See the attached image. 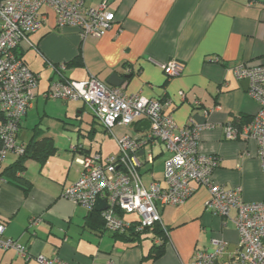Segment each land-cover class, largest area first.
<instances>
[{
	"label": "crops",
	"instance_id": "crops-1",
	"mask_svg": "<svg viewBox=\"0 0 264 264\" xmlns=\"http://www.w3.org/2000/svg\"><path fill=\"white\" fill-rule=\"evenodd\" d=\"M80 1L84 7L100 2ZM107 8L114 14L111 27L100 37L81 39L75 28H57L54 11L44 6L41 28L16 48L24 63L40 76L17 140L26 144L37 126L43 136L51 138L56 151L43 163L27 159L24 170L18 173L22 181L16 182H8L4 169L17 155H5L0 169L3 237L26 246L29 258L0 248V264H41L38 255L70 264H188L196 250H212L213 237L222 238L228 251L237 246L233 222L205 210L209 194L204 186H197L180 206L159 207L160 226L167 229V238L165 251L156 260L150 258L149 249L159 238L151 230L137 238L132 230H107L101 219L91 214L98 211L63 197V189L80 171L68 150L70 144H81L90 154L118 155L119 136L146 130H137L143 127L144 119L106 130L93 116L84 118L83 112L89 108L83 102L45 99L42 93L49 83L62 77L81 81L93 76L108 84L109 76L115 74L123 80L119 87L125 94L162 100L164 113L177 127L189 123L201 126L198 149L219 159L212 173L217 184L241 187L245 201L264 200V177L255 141L226 140L223 136L227 122L252 116L258 110L233 67L239 62H264V0H110ZM74 59L64 70L58 68ZM173 60L181 63L183 70L179 76L167 78L159 64ZM42 75L47 84L41 86ZM40 99L39 118L52 115L69 130V136L56 139L49 134V125L44 127L39 120L29 128L26 140L21 137L27 122L24 119L30 110H37ZM98 130H102L101 137ZM144 149V156L151 154L152 162L142 157L145 162L139 173L143 185L153 180L162 183L169 152L159 141ZM119 215L129 222L138 218L135 214ZM234 215L232 210L230 216ZM31 217H38V223L30 225Z\"/></svg>",
	"mask_w": 264,
	"mask_h": 264
},
{
	"label": "built area",
	"instance_id": "built-area-1",
	"mask_svg": "<svg viewBox=\"0 0 264 264\" xmlns=\"http://www.w3.org/2000/svg\"><path fill=\"white\" fill-rule=\"evenodd\" d=\"M110 0H100L95 7H84L80 0H4L0 3V165L6 153L21 154L24 145L17 142L19 122L36 95L38 74L18 59L14 50L27 35L41 28L42 7L55 13L57 28L72 27L81 39L100 37L107 31L114 14L108 10ZM264 56V52H263ZM167 78L179 76L183 65L177 61L159 64ZM61 70L65 64L58 65ZM233 72L238 80H247V93L258 104V110L240 128L230 123L223 126L226 140H253L264 177V62H239ZM183 96V93L180 92ZM45 99L63 101L82 100L94 119L106 130L114 126H129L144 119L149 128L144 133H125L117 138L119 154L103 156L98 152L83 154L78 144L69 151L80 166L78 178L63 191V197L89 210H94L98 199L106 208L98 211L105 228L113 232L133 230L141 232L160 221L159 207L180 206L204 186L209 194L205 210L213 216L230 219L238 240L234 251L220 237L211 238L212 250H196L188 264H264V200L245 201L239 186L225 188L213 181L216 157L198 149L201 126L189 123L177 127L170 115L164 113L160 99L138 94H125L96 77L81 81L60 78L51 81L42 93ZM159 141L169 152L163 165V180L144 186L139 169L152 162L151 154L144 156L145 146ZM140 151H143L140 155ZM234 210L235 215L230 216ZM119 213L135 214L134 222L123 220ZM38 217H31L30 225ZM0 221V248L12 249L16 255L29 258L26 246L3 237ZM41 264H70L58 259L36 257Z\"/></svg>",
	"mask_w": 264,
	"mask_h": 264
},
{
	"label": "trees",
	"instance_id": "trees-1",
	"mask_svg": "<svg viewBox=\"0 0 264 264\" xmlns=\"http://www.w3.org/2000/svg\"><path fill=\"white\" fill-rule=\"evenodd\" d=\"M3 1L4 0H0V3L3 2ZM19 44L17 45V47L19 46ZM16 48L14 50L15 56L24 63V61L21 59V57H19V55L16 53ZM74 62H75V59L73 61H69V62L65 63V66L68 67ZM79 62H81V61L79 60ZM63 79H66V78H63ZM68 80H70V79H68ZM79 101L83 102L82 100H79ZM28 109H27V111H28ZM250 119H251V116H249V117H245L244 116V117H241L240 119L239 118H235L232 121L227 122V123H230L235 128H240L242 125L246 124ZM21 121L19 122V131H20V128H21ZM42 132H43L42 130H40L37 126H35L34 129H33L32 137L30 138V140L26 144L22 143L24 145L23 153L18 154V155L16 154L17 155V159L12 164H10L9 166H7L4 169V174L6 175V177L8 179V182H14V181L16 182V181L22 179V177H20L18 173H21L24 170V163L26 162L27 159L31 158V159H35V160L40 161L41 163H43L47 157H49L50 155L55 153L56 148L54 147L51 138L47 137V136H43ZM18 134H19V132H18ZM18 134H17V137H18ZM223 136H224V131H223ZM238 140H243V139H238ZM17 142H18V140H17ZM18 143H21V142H18ZM70 145L68 146V150H69ZM78 145L80 146V152L81 153L90 154V153L86 152V149L81 144H78ZM211 156L217 158V156H214V155H211ZM218 160L219 159L217 158V161ZM3 161H2V163H3ZM2 163H1V165H2ZM1 165H0V169H1ZM218 165H219V161H218L217 167H218ZM0 176H1V173H0ZM225 188H227V187H225ZM91 214H94L96 217H99L101 219V221L103 222V225L105 227V223L102 220V218L100 217L99 213L91 211ZM119 214H122V213H119ZM160 225L161 224H160V221H159V222L154 223L153 226L145 228L141 232H135L133 230L131 231V234H133V236H135L136 238L140 234L145 233V232L150 231V230H151V232H153V234L158 236L159 243L158 244H153L150 247V249H149V252H150L149 255H150V258L152 260H156V259L160 258L163 255L164 251H165V242H166V238H167L166 237L167 229H162ZM120 233H123V232H120Z\"/></svg>",
	"mask_w": 264,
	"mask_h": 264
},
{
	"label": "rangeland",
	"instance_id": "rangeland-1",
	"mask_svg": "<svg viewBox=\"0 0 264 264\" xmlns=\"http://www.w3.org/2000/svg\"><path fill=\"white\" fill-rule=\"evenodd\" d=\"M43 83L47 84L46 78L42 75L41 81H40L41 86H42ZM48 100H51V99H48ZM55 100H57L58 103H61L60 99H55ZM42 104H43V101L40 99L38 101L37 110H36V108H34L32 111L30 110V112L27 114L26 118L24 119V121L27 120V122L24 124V127L22 129V134H21V137L24 140H26L28 138L29 128L34 124L35 121H39V120H42V123H43V124L41 123L42 126L46 127V125H49L48 132H50L49 134L55 136L56 139H58L63 134L67 135V133L69 132V130L62 128V122H60L55 117H51L52 115L39 118L40 116L38 114H40V115L42 114ZM49 111H50V113L52 112L51 114H53V112H54V111H51L50 109H49ZM89 111H90V109H89ZM89 111L85 110L83 112L84 118H87V119L89 118L90 119L92 117V113H91V111L90 112ZM98 131H100V132L97 133V136L101 137L102 136L101 135L102 130H98ZM67 136H69V134ZM117 148H118L117 151H119L118 145H117ZM106 156H110V155H106ZM111 156H116V154L115 155H111Z\"/></svg>",
	"mask_w": 264,
	"mask_h": 264
},
{
	"label": "water",
	"instance_id": "water-1",
	"mask_svg": "<svg viewBox=\"0 0 264 264\" xmlns=\"http://www.w3.org/2000/svg\"><path fill=\"white\" fill-rule=\"evenodd\" d=\"M122 82H123V80L120 78H117V76L115 74H111L109 76V78L107 79V83L113 87H119L122 84ZM241 83H242L241 84L242 87L245 90H247V80H242ZM142 125H143V127L139 126L137 130H139V131L148 130L149 123L147 121H145ZM142 153H143V151H140L139 154L142 155ZM105 208H106V204H105L104 200L98 199L96 202V206H95L94 210L100 211V210H103Z\"/></svg>",
	"mask_w": 264,
	"mask_h": 264
}]
</instances>
